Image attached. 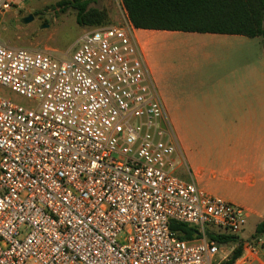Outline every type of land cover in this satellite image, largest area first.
<instances>
[{
    "label": "built area",
    "instance_id": "obj_1",
    "mask_svg": "<svg viewBox=\"0 0 264 264\" xmlns=\"http://www.w3.org/2000/svg\"><path fill=\"white\" fill-rule=\"evenodd\" d=\"M134 29L128 17L86 30L65 58L0 41V264H221L241 242L232 264H264L241 237L246 209L177 174Z\"/></svg>",
    "mask_w": 264,
    "mask_h": 264
},
{
    "label": "crops",
    "instance_id": "obj_2",
    "mask_svg": "<svg viewBox=\"0 0 264 264\" xmlns=\"http://www.w3.org/2000/svg\"><path fill=\"white\" fill-rule=\"evenodd\" d=\"M155 81L163 77L148 56L163 30L134 29ZM214 35V33H209ZM204 36V35H198ZM179 42L187 43V38ZM189 42V40H188ZM203 48L234 49L251 44L248 41L209 40ZM207 57L231 59V52H204ZM226 55V56H225ZM247 67V65H244ZM196 80L192 79L191 84ZM156 83V81H155ZM207 88L204 73L197 81ZM157 86V84H156ZM158 88V86H157ZM159 90V88H158ZM160 92V90H159ZM161 96L162 93L160 92ZM202 102L182 106L176 95L162 96L170 126L182 151L177 174L196 183L211 195L244 207L250 216L264 218V73L246 74L238 78L232 71L217 80L212 91H201ZM260 220V221H261ZM263 260V259H262ZM264 261V260H263Z\"/></svg>",
    "mask_w": 264,
    "mask_h": 264
},
{
    "label": "rangeland",
    "instance_id": "obj_3",
    "mask_svg": "<svg viewBox=\"0 0 264 264\" xmlns=\"http://www.w3.org/2000/svg\"><path fill=\"white\" fill-rule=\"evenodd\" d=\"M60 0H27L24 6L12 7L0 12V41L6 46L26 48L32 51H51L59 58L69 56L77 46V40L86 31L105 25H124L128 16L121 0H94L90 6L104 10L108 17L100 26H80L76 20V11L72 8L62 11L56 3ZM32 14L33 20L24 22L23 19ZM159 34L157 43L148 50L151 61L157 65L156 84L165 96L166 92L174 93L182 106L201 103V91L213 90L217 87L218 78L225 72L232 71L238 78L244 73H264V37H248L236 34H214L201 32L168 31ZM204 35V36H198ZM187 38V43L179 42ZM189 40V42H188ZM209 40L248 41L251 44L234 49L210 47L203 48V43ZM213 53L231 52V59L207 57L205 51ZM147 54V52H145ZM226 56V55H225ZM147 58V55H146ZM148 61V60H147ZM247 65V67H244ZM207 73L209 85L201 89L198 79ZM194 79L195 83L190 81ZM1 89L8 95L23 100L20 96L6 87ZM164 98V97H163ZM260 214L245 215V227L241 233L242 239L258 247L260 257L264 260V234L254 237ZM235 244V248L236 243ZM228 249H231L229 246ZM232 252L229 254L230 258ZM227 258V259H228ZM227 259L219 258L221 264ZM257 264V263H256Z\"/></svg>",
    "mask_w": 264,
    "mask_h": 264
},
{
    "label": "trees",
    "instance_id": "obj_4",
    "mask_svg": "<svg viewBox=\"0 0 264 264\" xmlns=\"http://www.w3.org/2000/svg\"><path fill=\"white\" fill-rule=\"evenodd\" d=\"M94 0H60L62 11L72 8L80 26H100L107 13L90 4ZM128 17L137 29L236 34L264 37V0H121ZM182 238L193 239L196 229L186 224H174ZM264 234V218L256 225L254 237ZM234 236H219L221 243L236 240ZM243 253V242L234 249L224 264L234 263Z\"/></svg>",
    "mask_w": 264,
    "mask_h": 264
},
{
    "label": "water",
    "instance_id": "obj_5",
    "mask_svg": "<svg viewBox=\"0 0 264 264\" xmlns=\"http://www.w3.org/2000/svg\"><path fill=\"white\" fill-rule=\"evenodd\" d=\"M33 15L32 14H30V15H28L27 17H25L24 19H23V21L24 22H30V21H32L33 20ZM163 126H164V123H163Z\"/></svg>",
    "mask_w": 264,
    "mask_h": 264
}]
</instances>
